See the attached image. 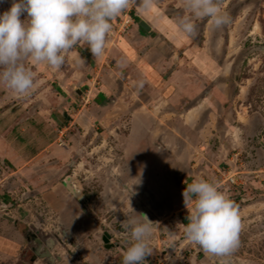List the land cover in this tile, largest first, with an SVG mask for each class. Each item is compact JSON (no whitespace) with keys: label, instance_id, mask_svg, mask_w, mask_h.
I'll return each mask as SVG.
<instances>
[{"label":"rangeland","instance_id":"1","mask_svg":"<svg viewBox=\"0 0 264 264\" xmlns=\"http://www.w3.org/2000/svg\"><path fill=\"white\" fill-rule=\"evenodd\" d=\"M219 2L230 24L215 29L197 19L192 36L177 29L178 19L191 15L183 0H156L152 10L177 35L167 38L180 67L208 84L183 116L135 117V106L115 104L99 85L113 67L114 44L131 32L135 6L111 21L100 58L77 47L60 69L28 62L35 87L23 98L0 86V236L21 242L15 255L0 250V264H122L127 234L120 225L137 214L157 223L145 264H264V0ZM11 3L0 0V14ZM203 98L204 112L186 114ZM137 124L153 134H136L139 149L132 144ZM199 179L214 181L238 205L240 243L229 257L206 255L185 237L182 192ZM67 182L82 197L61 189V196L73 194L70 208L54 210L49 198ZM39 240L41 247L53 241L51 255L32 262Z\"/></svg>","mask_w":264,"mask_h":264},{"label":"clouds","instance_id":"2","mask_svg":"<svg viewBox=\"0 0 264 264\" xmlns=\"http://www.w3.org/2000/svg\"><path fill=\"white\" fill-rule=\"evenodd\" d=\"M183 4L191 13L177 21V29L184 35L196 33L197 19H209L215 29L231 22L219 0H183ZM134 6L150 13L156 0H12L10 8L0 14V86L23 98L35 87L28 62L60 69L67 54L77 47L100 58L112 32L111 21ZM118 66L126 65L118 62ZM137 87H143V81ZM182 196L188 209L186 239L206 255L231 256L239 247L242 229L238 205L214 181L205 179L188 183ZM137 215L139 218L129 217L120 225L127 234L122 264H145L152 254L149 239L157 223L146 214ZM221 264L226 261L221 259Z\"/></svg>","mask_w":264,"mask_h":264},{"label":"crops","instance_id":"3","mask_svg":"<svg viewBox=\"0 0 264 264\" xmlns=\"http://www.w3.org/2000/svg\"><path fill=\"white\" fill-rule=\"evenodd\" d=\"M132 15L129 17V30L131 32L120 37V40H117V43L114 44L110 52L113 67L107 68L106 74L101 76L102 79L99 85H103V88L108 93L110 92L111 96L108 95L107 97L114 95L112 99L115 104L125 102L129 107L127 109H130L131 105L135 106L132 109V115L135 117L141 118L147 115V111L150 114L159 116L160 120H163L168 114L173 115L172 117L178 114L183 116L187 101L199 96L201 89L207 87L208 84L206 82L201 84L200 80L193 78V73L189 68L180 67L181 58L178 57L176 50H174V53L171 52L169 39L167 38L174 37V41H177V35L170 30L165 20L161 21L157 18L158 13L153 11L143 13L135 10ZM142 21H147L146 23L151 27V31H147L141 26ZM158 36L166 43L162 50L154 45V41ZM118 62L126 66L119 67ZM202 73L206 79H209L213 71L210 72L205 66L202 68ZM140 81H143V87H137ZM192 103L193 101H190V104ZM205 103H208L207 98L197 101L195 104L198 105L187 109L186 114L195 109L204 112L206 110ZM103 106L98 105L102 111L105 110H103ZM108 106L106 108L110 107ZM98 107L97 110L100 111ZM148 121H151V115L147 120V125H149ZM143 127L142 124H137L132 133V144L135 149H139L134 141L137 133L153 135L150 129L147 132L148 127ZM64 131H67V129ZM172 137H176V135L172 134ZM69 184L68 182L65 183V188L55 186V190H53L48 201L49 206L54 210L65 211V209L70 208L71 195L73 194L66 192L63 196L59 195L61 189L70 191ZM33 194L31 193V195ZM11 222H13V225L16 224V221L11 220ZM24 236L21 234V237ZM7 240L0 236V250L15 255L18 251L17 245L21 242L11 241L12 243H10V240ZM46 245L53 246L50 241ZM22 248L25 247L22 245ZM38 255V260H41L40 253Z\"/></svg>","mask_w":264,"mask_h":264},{"label":"water","instance_id":"4","mask_svg":"<svg viewBox=\"0 0 264 264\" xmlns=\"http://www.w3.org/2000/svg\"><path fill=\"white\" fill-rule=\"evenodd\" d=\"M141 26L145 29V30H147V31H151V27L148 25V23H146L145 21H142L141 23ZM154 45L159 49V50H162L165 46H166V43H165V41H163V39L161 38V37H157L156 39H155V41H154ZM262 50H264V47H262ZM70 185V184H69ZM69 189H70V187H68ZM70 191L72 192V189H70ZM10 220H13V218H11V217H8ZM105 241L106 242H108V240L107 239H105ZM53 241L52 240H50V244L52 243ZM51 254H49V256H50ZM37 259H39V255L36 253V254H34V256H33V260H32V262H35V260H37Z\"/></svg>","mask_w":264,"mask_h":264},{"label":"flooded vegetation","instance_id":"5","mask_svg":"<svg viewBox=\"0 0 264 264\" xmlns=\"http://www.w3.org/2000/svg\"><path fill=\"white\" fill-rule=\"evenodd\" d=\"M36 245L38 246L37 252L40 251V255L44 256L46 258H49L48 252L51 251V246L46 245V243H43V247H41V240L35 241ZM39 253V252H38Z\"/></svg>","mask_w":264,"mask_h":264},{"label":"bare ground","instance_id":"6","mask_svg":"<svg viewBox=\"0 0 264 264\" xmlns=\"http://www.w3.org/2000/svg\"><path fill=\"white\" fill-rule=\"evenodd\" d=\"M74 186H75V183H74V182H71L70 185H69L70 189H72V193H73L75 196H77L78 198H81L82 196H81V192H79L80 190L78 189V186H77V189H76V187L74 188ZM147 217H148L151 221H153L152 218H151V216H148V215H147Z\"/></svg>","mask_w":264,"mask_h":264},{"label":"trees","instance_id":"7","mask_svg":"<svg viewBox=\"0 0 264 264\" xmlns=\"http://www.w3.org/2000/svg\"><path fill=\"white\" fill-rule=\"evenodd\" d=\"M137 21H139V20H137ZM60 91H61V90H60ZM23 233L26 234V235H29V232H25V231H23Z\"/></svg>","mask_w":264,"mask_h":264},{"label":"built area","instance_id":"8","mask_svg":"<svg viewBox=\"0 0 264 264\" xmlns=\"http://www.w3.org/2000/svg\"><path fill=\"white\" fill-rule=\"evenodd\" d=\"M233 181L235 182V180L233 179Z\"/></svg>","mask_w":264,"mask_h":264}]
</instances>
